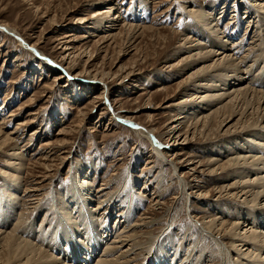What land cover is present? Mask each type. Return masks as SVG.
Masks as SVG:
<instances>
[{
  "label": "rangeland",
  "instance_id": "374dc122",
  "mask_svg": "<svg viewBox=\"0 0 264 264\" xmlns=\"http://www.w3.org/2000/svg\"><path fill=\"white\" fill-rule=\"evenodd\" d=\"M259 4L264 0H0V126L5 133L19 132L15 134V146L0 149V198L5 199L3 184L15 179L5 175L13 170L10 168L18 169L12 163L21 161L19 177L26 180L17 186L18 205L16 198L0 202V215L10 204L16 205L1 229H11L21 211L26 217L24 225L30 220L34 230L31 235L48 240L62 229L59 205L73 206L72 215L79 217L78 205L83 203L76 196L78 186L81 194L92 195L89 207L93 209L99 202L96 191L103 187L107 188L103 193L109 196L111 208L108 211L103 205L104 209L101 206L94 211L98 225L94 236H105L98 240L102 253L110 247L104 242L111 243L120 226L129 227L146 217L150 223L143 228V238L139 237L144 247L137 252V264L253 262L236 256L232 239L222 242L231 250L230 255L200 229L219 216L218 223L225 221L224 225L231 228L237 216H247L250 207L231 193H220L222 186L235 181L233 176L212 173L218 161L215 157L226 161L238 151L225 153L236 146L234 142L242 138L241 134L234 140L223 136L217 131L216 119L212 127L202 124L203 114L227 102L226 93H232L235 82L246 85L256 75L264 77V57L260 53L264 55V50L259 49H264V9L258 11ZM99 11L105 12L98 15ZM203 11H212L210 19L204 20L218 23L209 27L218 29L217 34L228 35L223 36L229 41L225 42L226 53H232L237 63H242L245 55L248 58L241 65L243 79H212L225 89H207L227 97L207 104L203 97L214 92L200 84L208 82L214 72L201 76L223 56L212 53L209 59L192 62L200 57L196 55L201 48L194 46L198 42L206 47L202 52L220 49L211 40H204L202 31L207 28L200 17H195ZM198 23L203 27L195 29ZM237 47L241 52L234 55ZM220 78L228 79L229 85H222ZM239 100L233 110L240 113L249 109L250 115L252 104L242 107ZM238 118L236 115L230 124ZM177 124L181 127L178 139L167 137ZM142 128L150 131L152 139ZM154 140L160 153L155 151ZM49 142L53 143L51 147ZM224 144L229 147L222 149ZM247 146L249 150L240 156L251 155L256 147L253 141ZM14 151L19 152L17 160L11 159ZM150 156L154 159L149 165ZM39 180H45L41 184L43 206L36 212L24 207L23 189L35 188ZM84 212L86 218L90 217ZM243 224L239 229L242 232L249 229ZM105 225H109L110 233L103 235ZM256 231H264V225ZM80 238V234L72 238L60 235V251L54 255L67 252L70 245L72 253L91 252L92 256L86 258L88 264L97 263L102 253L87 249L78 241ZM0 251V258L5 259L6 248ZM238 256L242 261L236 262ZM83 259L76 264L84 263Z\"/></svg>",
  "mask_w": 264,
  "mask_h": 264
},
{
  "label": "bare ground",
  "instance_id": "6f19581e",
  "mask_svg": "<svg viewBox=\"0 0 264 264\" xmlns=\"http://www.w3.org/2000/svg\"><path fill=\"white\" fill-rule=\"evenodd\" d=\"M249 5H253V4L249 3ZM257 8H258V11H260L261 8L264 9V4H262V5L259 4ZM215 10H216V8H213V11H215ZM104 12L105 11H99L98 15H102ZM210 13L212 14V11H208V12L203 11L199 15L195 14V17L196 18L200 17L201 21L203 22L202 24H204L207 28L205 31H202V34L206 38V39L204 38V40H207V42L211 40V43L213 45L219 46L220 49H217V51L208 50L206 52H202L204 50V48H206V47L204 46L203 43L198 42L194 46H197L196 49H198V50H199V48H201V52H199L196 55V56H200V57L192 59V62L197 61V60L202 61L204 58L209 59V56L213 55L212 53H214V55L221 54L223 57H221V59L218 58L216 60V62H214L215 64L213 63L214 65L211 64L210 66H208L206 68V70L208 72L201 76L202 78H205V77L210 76L212 74V72H214L211 75L212 78H210V79L208 78V82H206V81L202 82L200 84V86L205 87V89L211 88V87H213V89H216V88L220 87V89L224 90L225 87L222 88V86L220 84L215 83V81L214 80L212 81V79L216 78L218 76L219 77L224 76L226 78H230L232 81H239V79H243V77H242L243 73L240 72L241 67H242L241 65L248 62V60H247L248 58L245 55L241 58V62L243 64L240 63L239 61L237 63L233 59V56H231L232 53L231 54L226 53L227 51L225 48V42L228 40L225 38H226L227 34H225V35L220 34V33L217 34L218 29L214 30V28H211L209 26L211 24H213L214 27H216L218 25V23L216 24L215 21L213 22V21L204 20V18L210 19V15H211ZM198 24L199 25H197V28H195V29H200L203 27L200 23H198ZM250 25H251V23H250ZM131 26H133V24H131ZM200 26H202V27H200ZM3 28L8 30L9 32L15 33L8 26L7 27L4 26ZM263 32H264V30H263ZM191 38H194V37L191 36ZM187 39H189V38H187ZM215 39H216V41H215ZM191 42H194V41H191ZM251 43H255V42H253V40H252ZM259 49L264 50L261 47ZM234 51H235V53H234V55H235V54H237V52H241V48L237 47V48H235ZM260 53H261V56L264 57L262 52H260ZM236 58L239 59L240 57H236ZM230 67H234V68H230ZM209 69H212V70H209ZM223 70H226V72ZM229 72L230 73L234 72V73H232L233 74L232 75V74H229ZM247 72H248V70H247ZM240 73H241L240 77H237V74H240ZM198 75H200V72H198ZM230 75H232V76H230ZM263 79H264L263 74H260V75H256V76L252 77L250 79V82L247 83L246 85L245 84H235L236 83L235 82L233 84V87H232V89H234L232 91V93L231 92L226 93V95H228L229 101L227 98V102L224 105H220V107L217 106V108L216 109L214 108L213 111L211 110L210 113H206L205 115L203 114V118H204L203 120L205 121V123L202 124L204 128H207V126H211L212 121H215V119H216L219 122V126H218L217 131L222 132L221 134L223 136L229 135L233 140H234V138H236L235 135H238L239 137L242 136V138H240L239 141L237 140V142H234V145H236L234 147H229L228 144L223 145L222 149H224V148L227 149L228 147H229V149H231L229 151H225V153L229 154L230 151H233L234 149H237L238 151L237 152L233 151L232 152L233 154L231 156H229L226 159V161H224V160L222 161L220 158L215 157L214 161L215 160H218V161L214 163L216 167L213 168L212 173L214 175H220V177H223L226 175L233 176L234 177L233 180H235V181H233L232 184L222 186V188H220L221 189L220 193L221 194L222 193L223 194L229 193L228 195H230V193H231V196H233L234 199L235 198L236 199L237 198L242 199L244 202L248 203L247 205H250V207H249V209H247L248 210L247 216H243V217L237 216L238 218L231 225L232 226L231 228H228L227 226L224 225L225 221L218 223V219H220V217H221V216H219V217L211 220V222L209 221L210 223L208 222V223H206V225H202L200 229H202L203 234H208L212 240H214L217 244H219L218 246L220 247L222 252L225 251L227 254L230 253V255H231V250L225 248V246L223 245L224 243H222V242L226 238L232 239V241H233L232 243L235 246L234 250L236 252V256L239 255V256H242L244 258L252 259L249 261H253V262L248 263V264H257L259 262H264V231H260V232L256 231L258 228L261 227V225H264V223H263L264 222V206L263 207L259 206V205H264V202H261V200H264V174H263L264 173V85L262 84ZM221 81H222V85H225V86L229 85V84H227L228 79H221ZM232 81H230V82H232ZM207 91L214 92L215 90L207 89ZM216 93H218V92H216ZM216 93L215 92L212 94L208 93V95H205L203 97L204 99H206L205 100L206 104L209 102H212V100L218 99L219 97L222 98V97L226 96V95H224L225 93H223L222 96L216 95ZM209 94L212 95L213 97H208V96H210ZM192 96H195V94H193ZM241 97L243 99L239 100V98H241ZM251 99H252V102L250 103L249 100H251ZM187 100H189V99H187ZM187 100H184V101H187ZM238 100L240 101V103H242L241 104L242 107H244L245 105L250 107V105L252 104L251 105L252 106L251 107L252 112L250 113V115H248V113H247V111L249 109L248 110L246 109L245 110L246 112L242 111L240 113H237V111L233 110V107L238 106L237 105L239 103V102L237 103ZM221 101H219V103ZM249 107H247V108H249ZM201 109H203V107H201ZM224 109H225V111H224ZM191 113H193V112H191ZM11 115H13V114H11ZM189 115H192V114H189ZM236 115H238L239 118L237 119V121L235 123L230 124L234 120V117ZM183 117H186V116H183ZM183 117H181V118H183ZM3 123H5V122H3ZM248 123H250V124H248ZM216 124H218V123H216ZM21 125H23V124H21ZM178 125L179 124L172 127V129L170 130L167 137H169V138L171 136L176 137V138L178 137V135L181 133L180 132L181 127H178ZM141 130L143 133H145L148 136L149 139H152L151 138L152 135H151L150 131L147 130V128H142ZM17 133H19L17 130L12 131L10 133H5V132H3L2 127L0 126V149L6 148L8 146L10 147L14 144H17L16 138L18 139V137L15 135ZM60 133L64 134L65 132H60ZM10 134H14V135L12 136ZM184 134L187 135V131H185ZM239 134H241V136ZM230 141H232V140H230ZM252 141L254 142L256 147H254V150L251 152V155L248 154L249 151H246V152H248L247 153L248 155H243V156L241 155L240 156L241 153H243V152L245 153V149L249 150V148L247 146V142L249 143ZM153 144H155L154 148H155L156 153H158V152L160 153L159 147H158V142L157 141L155 142V140H154ZM47 145H49V147H51L53 145V143L49 142ZM18 153L16 151L12 152L11 153V159L17 160L15 157H17L19 155ZM226 156H228V155H226ZM47 158L48 157H46L45 159H47ZM153 159L154 158H152V156H150L148 158V164L149 165L153 162ZM219 160H221V161H219ZM14 162H16V161H14ZM12 164L18 165L19 167H18V169L10 168L13 170L5 172L6 176L14 177L15 179L12 180L13 182H8L4 178L7 181L5 184H3V187H2L4 189L5 199L0 198V202L2 200H6V201L11 200V202H13L14 201L13 198H16L17 199L16 205H18V203H19L18 201L20 200V198L17 196V186H19V182L24 183L26 180L24 178L19 177L20 176L19 174L21 173V168L23 166L21 161L19 164H14V163H12ZM254 172H255L254 175H256V176H255V178H252ZM39 181L36 182L38 184L37 185L35 184L36 185L35 188H31V187L26 188L25 187V189H23L25 191V199H26L23 201L24 207L28 210H33V211L36 210V212L41 210L40 208H38L39 206H41V207L43 206V197H41V195L43 193V188H42L43 185L41 186V184H43V182L45 180L43 182L40 181V183H39ZM29 182H31V180ZM105 189H107V188L100 187L96 191L99 195L98 196L99 202L96 206H94L95 209H93L92 207H89L90 197L93 199L92 195L90 193H88L87 196L85 194L84 195L81 194V192H82L81 187L78 186V188H77L78 193L76 196H77L78 200H80L79 202L83 203V205H78L79 207H81L79 217L72 215L71 209L73 208V206L67 205L65 203L59 205L57 215L59 217H61V213L63 214V216L60 218L61 220L59 221L62 229L58 234L55 233V236L48 237V240L44 236H43V238L39 239V238L31 235V234H33L34 230H33L32 226L30 225V220H27L28 225H24L26 222L25 213L20 211V215L18 216V219L16 220V222L13 223L11 229L6 231V230H2L0 227V250L1 249L4 250V248H6V253H4L6 255V258L5 259L0 258V262H2V264H76L77 260H81V258H85V259H83L84 263H82V264H88L89 262H88V260H86V258H89L92 256L91 252L84 253L82 251H77L75 253H72L69 250L71 247L70 245H68L67 252L61 251L58 255H54L55 254L54 252L57 250L60 251V248L58 247L60 242L57 241V239L60 235L72 238V237H75L79 234H80V237H82V238L78 239V241L82 245H85L87 249L96 250L100 253L103 252L102 249L99 250L100 247H99L98 243H100V242H98V240L104 239L105 236H103V238H101L99 236H94L98 232V228H97L98 225H97V221H96L97 219L94 217V211H96L97 209H99L103 205H106V209H108V211H109V208H111L110 204L107 202L109 199V196H107V193H103V192H105ZM225 197H227V196L225 195ZM16 205L10 204L9 207L7 208V211L0 215V225H2L3 227H6L5 225L8 223L11 216L14 214L13 208ZM251 206H253V207H251ZM254 207H256V208L260 207V208L255 209ZM104 208L105 207L103 206L101 209H104ZM101 209H100V211H101ZM85 210H86L87 214L90 215V217L86 218V213L84 212ZM127 212L128 211H126L124 215H126ZM6 213H8V214L6 215ZM81 216H84L85 219H82L80 221ZM100 218H101V216H100ZM141 219H142L141 222L137 221L129 227L124 225L125 228L127 227L126 229L124 227L122 229V227L120 226L119 230H118L119 232L116 235H114V237L111 240V243L108 242L109 240L104 242L105 245H110V247L108 246V250H105V253H102L97 257V263H95V264H137L136 259L138 258V254H139L137 252H138V250L143 251V249L141 247H144V244L142 246V243L140 241L141 239H139V237L143 236L142 235V234H144L143 228L147 227L150 223V221L146 217L141 218ZM241 220H243V221H241ZM248 220H249V223L246 224L245 222ZM79 221H80V224H79ZM117 222H119V221H117ZM242 222H244L246 228L247 227L249 228V229H245L243 232L239 230V229H241L240 224ZM104 223L106 224V222H104ZM250 223H251V225H250ZM244 224H243V226H244ZM105 227H107V230L103 232V235L106 234L107 232H109V230H110V229L108 230L109 225H105ZM83 232H85V233H83ZM216 234H219L220 239L218 238L219 237L218 235L216 236ZM83 238H86V239H83ZM155 243H157V240L153 241L151 247L148 249V252L151 250V248L153 247V245ZM252 248L254 249V251L252 250ZM144 249H146V247ZM51 250H53V252ZM50 252H52V253H50ZM223 256H224V254H223ZM225 256H226V258L228 257V255H225ZM239 256H238V258L235 257L236 262L241 260V259H239ZM231 262L232 261L230 260V263ZM226 263L228 264L229 261L228 262L226 261Z\"/></svg>",
  "mask_w": 264,
  "mask_h": 264
}]
</instances>
